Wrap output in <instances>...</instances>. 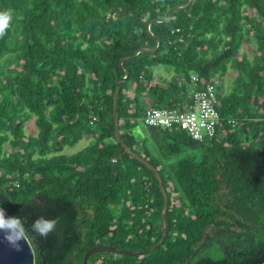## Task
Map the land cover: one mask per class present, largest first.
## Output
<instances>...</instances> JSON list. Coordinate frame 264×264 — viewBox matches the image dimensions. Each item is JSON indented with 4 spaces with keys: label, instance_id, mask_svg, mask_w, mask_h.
I'll use <instances>...</instances> for the list:
<instances>
[{
    "label": "trees",
    "instance_id": "1",
    "mask_svg": "<svg viewBox=\"0 0 264 264\" xmlns=\"http://www.w3.org/2000/svg\"><path fill=\"white\" fill-rule=\"evenodd\" d=\"M188 1L0 0L11 10L0 36V207L21 221L35 264L158 243L163 197L133 152L162 177L167 235L148 254L101 252L88 264H264V0H192L162 22ZM150 35L158 50L130 58L156 48ZM156 66L173 76L157 81ZM124 69L118 129L130 152L112 114ZM208 83L220 114L210 140L140 122L148 107L187 109ZM84 137L86 148L64 153ZM184 149L193 154L167 164ZM41 217L59 221L47 236L32 227Z\"/></svg>",
    "mask_w": 264,
    "mask_h": 264
},
{
    "label": "built area",
    "instance_id": "2",
    "mask_svg": "<svg viewBox=\"0 0 264 264\" xmlns=\"http://www.w3.org/2000/svg\"><path fill=\"white\" fill-rule=\"evenodd\" d=\"M198 82L197 76L191 83ZM140 122L146 127L172 129L185 132L193 140L203 142L217 134L220 114L215 84L208 83L192 96V102L185 110L174 108H153L144 110ZM234 124V121H231Z\"/></svg>",
    "mask_w": 264,
    "mask_h": 264
},
{
    "label": "water",
    "instance_id": "3",
    "mask_svg": "<svg viewBox=\"0 0 264 264\" xmlns=\"http://www.w3.org/2000/svg\"><path fill=\"white\" fill-rule=\"evenodd\" d=\"M192 0H189L187 4L180 6V7H175L170 9L166 15L164 20L162 21L163 23L167 22L170 18V15L172 12L184 10L185 8L188 7V5L191 3ZM151 24V23H150ZM148 25L147 29H149ZM150 34V33H149ZM152 36V35H150ZM156 41H157V46L154 49H139L135 52V54L130 57L134 58L136 55H138L140 52H147V53H154L155 51L158 50L160 46V41L152 36ZM130 58H125L121 60L120 64H122L124 61L130 59ZM125 70V76L118 80L115 85H114V92H113V98H112V114H113V122H114V133H115V138L117 142L121 145V147L126 151L130 152V149L122 142L120 135H119V129H118V113H117V95H118V87L119 85L126 81L129 77V72ZM133 157L137 159L139 162H141L147 169H149L157 178L158 184H159V189L161 191L162 197H163V209L161 213V227H162V233H161V238L158 241L157 244H155L153 247L147 249V250H140V251H130V250H124L120 248H115L112 246H105V245H99L95 246L91 249H89L84 257L82 264H88V260L90 256L96 253H101V252H107L111 254H123V255H145L148 254L149 252H152L156 249H158L164 242V239L167 235V225H166V215H167V210H168V202H167V197L165 193V188L163 185V180L159 172L152 166L150 165L146 160H144L140 155L136 153H132ZM1 208V207H0ZM5 218H9L10 216L4 211ZM6 231L3 229H0V264H35V257H34V251L33 248L29 242V240L25 239H20L18 241V247H15L11 245L6 239H5Z\"/></svg>",
    "mask_w": 264,
    "mask_h": 264
},
{
    "label": "clouds",
    "instance_id": "4",
    "mask_svg": "<svg viewBox=\"0 0 264 264\" xmlns=\"http://www.w3.org/2000/svg\"><path fill=\"white\" fill-rule=\"evenodd\" d=\"M10 18L11 10L0 12V36H3ZM58 222V219L47 220L41 217L34 222L32 227L39 235L47 236L49 232L54 230ZM0 229L6 231L5 239L15 247H18V241L20 239L27 240L28 238L21 221L16 217H9L6 219L3 208H0Z\"/></svg>",
    "mask_w": 264,
    "mask_h": 264
},
{
    "label": "rangeland",
    "instance_id": "5",
    "mask_svg": "<svg viewBox=\"0 0 264 264\" xmlns=\"http://www.w3.org/2000/svg\"><path fill=\"white\" fill-rule=\"evenodd\" d=\"M253 47H254L253 44L251 47H249L248 45H244L242 47L241 53L245 52L249 57H251V50L253 49ZM152 70H153L154 76H156V80L160 82H166L167 80H169L173 76L174 71H175L173 68L166 67V66H156V67H153ZM234 76H235L234 73H232L231 71H228L225 77L223 78L222 85H223L224 92L228 93L231 90L232 78ZM188 86L190 87V85ZM140 127L144 129L143 126H140ZM141 128H139L140 131L142 130ZM25 130L30 135L36 134L37 129L35 128L32 120L26 124ZM91 139H92L91 137H84L75 146L66 148L64 153H66V155H73L83 150L91 143ZM192 154H193L192 151L184 149L182 150L180 154L172 157V159L169 162H167V164H176L178 161L186 157H190Z\"/></svg>",
    "mask_w": 264,
    "mask_h": 264
}]
</instances>
